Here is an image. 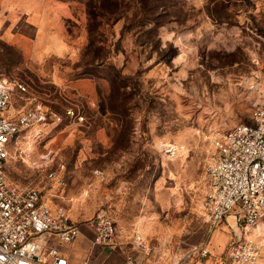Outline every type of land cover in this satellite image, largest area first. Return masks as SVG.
<instances>
[{
  "label": "rangeland",
  "instance_id": "1",
  "mask_svg": "<svg viewBox=\"0 0 264 264\" xmlns=\"http://www.w3.org/2000/svg\"><path fill=\"white\" fill-rule=\"evenodd\" d=\"M0 74L5 115H46L7 146L11 182L77 224L105 212L139 232L143 264L223 255L236 229L204 221L205 167L250 121L247 83L264 87V0H0Z\"/></svg>",
  "mask_w": 264,
  "mask_h": 264
},
{
  "label": "built area",
  "instance_id": "2",
  "mask_svg": "<svg viewBox=\"0 0 264 264\" xmlns=\"http://www.w3.org/2000/svg\"><path fill=\"white\" fill-rule=\"evenodd\" d=\"M18 87L25 89L21 84ZM11 88L0 74V264H69L60 245L71 244L81 224L71 221L65 208L53 207L40 190L21 188L8 179L7 146L32 123H46L42 111L27 110L16 119L5 115ZM245 89L250 121L234 124L215 138L213 155L205 167L206 191L201 203L202 217L212 229L228 216L233 218L236 231L226 246V257L235 264H255L264 246V228L255 238L249 236L264 222V87L255 79ZM65 115L83 120L71 108ZM41 133L49 130L35 135ZM48 156L43 158L49 160ZM46 175L54 179L56 171L49 169ZM85 225L91 230L93 245L114 250L131 244L124 264H143L134 252L147 256L151 250L139 232L128 233L105 212H98ZM206 252L202 246L200 254Z\"/></svg>",
  "mask_w": 264,
  "mask_h": 264
},
{
  "label": "crops",
  "instance_id": "3",
  "mask_svg": "<svg viewBox=\"0 0 264 264\" xmlns=\"http://www.w3.org/2000/svg\"><path fill=\"white\" fill-rule=\"evenodd\" d=\"M55 4H57V1ZM54 10L55 9H53V14L59 19L61 17L60 14ZM17 20H19V18H17ZM229 217L231 216L227 218ZM261 228H264V222H262V220L259 222L257 228L252 230L249 236L255 238V233ZM91 238V230L85 224H81L80 234L69 246L62 248L63 253L68 258L69 264H124L125 254L129 249L126 245L120 246L114 250H109L107 247L93 245ZM219 246L222 247L220 252L223 253V255L220 254L217 257L215 256L213 260L209 259L206 264H235L231 263L226 257L227 245L220 244ZM255 264H264V246L261 248L260 257Z\"/></svg>",
  "mask_w": 264,
  "mask_h": 264
}]
</instances>
